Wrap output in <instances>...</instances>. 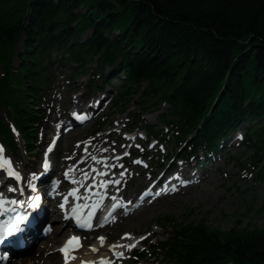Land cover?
<instances>
[{"label":"trees","instance_id":"16d2710c","mask_svg":"<svg viewBox=\"0 0 264 264\" xmlns=\"http://www.w3.org/2000/svg\"><path fill=\"white\" fill-rule=\"evenodd\" d=\"M65 67L74 79L90 75L92 91L115 90L110 110L123 114L134 101L128 131L142 128L171 156L218 154L247 124L243 143L253 163L264 160V0H0L2 144L16 148L14 127L32 148ZM150 111H160L157 124L144 118ZM161 224L173 232L152 248L167 264H264V228Z\"/></svg>","mask_w":264,"mask_h":264},{"label":"rangeland","instance_id":"374dc122","mask_svg":"<svg viewBox=\"0 0 264 264\" xmlns=\"http://www.w3.org/2000/svg\"><path fill=\"white\" fill-rule=\"evenodd\" d=\"M79 11L81 12L82 9ZM90 65L95 71L96 63L92 62ZM109 73H111L110 68L105 70L104 75ZM96 78L103 81L104 76L96 71ZM90 79L91 76L88 74L74 79L70 67L61 68L54 78L47 101L49 109L43 118L44 123L36 128V141L32 148L27 149L28 145L14 127L11 129L17 142L16 148L0 144V147L4 149V155L14 161L21 170L22 181L33 182L35 179L32 174L39 177V171L42 170L43 162L47 159L50 162L52 170L50 174L55 184L64 186V191L67 192L70 182L65 178V173L69 178L67 171L69 166L72 162L74 163L72 166H75L76 161L82 157L86 149L85 145L94 140L103 143L104 148L108 149L100 157H113V162H109L111 165L118 168L123 162L127 163V170L123 169L119 173V178L124 179L120 188L116 189L120 196L130 199L149 192L142 197V203L133 215L122 214L106 227L80 234V238L82 236L83 239L91 241L84 243L76 253L81 254L86 247L91 246L97 238L103 236L110 243L120 241L124 233L134 235L135 238H145L142 248L151 250L150 245L160 244L171 237V226L165 228L161 224L166 217H172L182 223H205L210 229L224 233L236 228L245 232L264 228V179L262 180L259 176V167L264 166V160L261 164L259 161L253 163V150L243 143V133L247 124L238 127L239 132L229 138L221 152L211 160L208 166L196 168L194 163L191 164L187 173L193 171L194 176H188L187 180H183L186 184L182 186V190L160 193L158 196L152 195L151 187L155 186L164 174L175 171V169L172 170L173 161L168 154L162 156L160 150L165 151L163 145L155 140H147L141 129L131 134L125 132L126 128L133 124L135 115L140 112V108L134 101L130 102L127 111L123 114H120L118 110H110L108 107L117 92L111 88L103 92L92 91L89 89ZM164 109H167V106H164ZM85 112L89 117L88 122L78 124L74 120L75 117ZM158 114V112L150 111L144 118L151 123H157ZM3 115L7 122V116L5 113ZM99 123H104V127L96 132ZM81 142L84 143L80 147ZM139 152L144 153L145 159L131 158ZM198 156L204 158L206 154L199 151ZM175 165L178 166V173H181L182 179H185L184 169L187 170V164L178 160ZM116 175L118 174H113V176ZM6 177L4 172H0V182L6 181L2 190L10 186L15 187L17 184L16 179L8 180ZM110 179L111 176L108 180ZM27 185L25 192L29 194L32 190L30 185ZM61 200L62 196H58L53 201L54 206L48 205L46 208L51 213L50 222L48 220L46 227L42 229L46 234L40 242L28 253L16 259L39 254L49 239L50 228L53 229L52 221L58 219L54 225L55 231L60 229L64 231L42 255L41 260L44 264H60L59 261L61 262L63 257L58 248L72 230L69 226L73 225L70 220H64V214L59 215L55 212ZM41 227H43L42 224L39 230ZM53 253H56V258H52ZM128 257L118 259L116 264H166L162 260L163 256L160 255L157 259L148 257L138 262L132 253H129Z\"/></svg>","mask_w":264,"mask_h":264},{"label":"bare ground","instance_id":"6f19581e","mask_svg":"<svg viewBox=\"0 0 264 264\" xmlns=\"http://www.w3.org/2000/svg\"><path fill=\"white\" fill-rule=\"evenodd\" d=\"M22 44H23V42L21 43V45ZM113 69L115 70L117 68H113ZM155 112L159 113L157 115V117H159L160 111H155ZM82 117H83V115L79 114V115H77L75 120L81 121ZM87 122L88 121H85L82 124H86ZM157 123H158V120H157ZM157 123H155V124H157ZM137 129H141L142 131H144V134L147 137L146 138L147 140H149V139L155 140L157 143L163 145L158 139L151 137V136H148L146 131L143 130L142 128H136L134 131H129V132L133 133ZM237 132H239V131H237ZM83 143L84 142H81V144H79V146L80 147L83 146ZM85 147H86V149H85L82 157L76 161L75 166H73V167H71V169L67 170L69 173V179H67V180L70 182V187L67 191V194H65L62 197L61 203L59 204V207L57 208L56 214L68 215L69 213H71V214L77 213V214L83 215L86 210L89 209L91 211H94L97 208H99L98 211H100V209L103 208L102 205L108 199L107 194H110L111 198H112L111 208L113 209L116 207V205H113V203H114L113 197H115V199H117L116 196H118V194H117L116 189L120 188L124 179L119 178V175L113 176L114 172L116 171V166L111 165V163H109V162H113V160H114L113 157H111V156L100 157L102 154H104L108 151L107 148H104L103 143L95 142L94 140H91V142L86 144ZM163 147L165 148V151H162V153L164 155L165 154L169 155V153L166 150V147L164 145H163ZM92 157H95L97 161H101V162L96 163V161H94L92 159ZM168 157L171 158V160L173 161L172 166L174 168L172 170L177 169L178 166L175 165L176 162H178V160H180V161H182V160L178 159L177 156L169 155ZM4 159H7L11 162L12 169L15 172L19 173V179L15 178V177L8 176V169L7 168H0V172H4V174L7 175L6 178L8 180H9V178L16 179L17 184H18V182L21 181V179L23 177L21 170L18 169V167L15 165L16 163L14 161H11V159L7 158L5 155H4ZM49 163L50 162L48 161V164ZM43 170H44V168L42 167V170L39 172H42ZM99 173H105L106 175H100ZM109 176H111V179L107 180ZM162 178H163V176L158 180V183L160 180H162ZM116 181H119V183L117 184ZM101 182H106L107 186L106 187H100ZM170 183H171V181L168 183L165 182L163 184L169 185ZM5 184H6V181L0 182V207L5 203L9 204L12 201H16V203L17 202L25 203V201H26L25 199H29L31 197L27 198V196L24 197L20 194H15V193L22 192V191L25 192L26 189L28 188L27 184H29L30 188L32 190L31 192H32L33 198H35L36 195H39V198H40L38 201L35 200L34 202L39 203V209H45V207H44L45 197H44L39 185H37L36 179H35V182L34 181L31 182V180L25 181V182L21 181V184H18L19 186H16V184H15V187L10 186V187L6 188L5 190H2L5 187ZM164 185H163V187H164ZM10 189H13V190L10 191ZM180 190H182V187H179V191ZM73 192H75V195L70 194ZM148 193H146L145 195H148ZM56 198H58V196H55L54 200ZM62 204L64 205L63 208L61 207ZM36 205H37L36 207H38V204H36ZM126 205L129 207L132 206L133 200L132 199L126 200ZM31 208L35 209L33 207H31ZM135 211L131 210V211H128L127 213H124L123 215H128V216L133 215V213ZM110 212L111 211H109V208H107V210H105V212L97 214L98 215V221H96V224H95L96 226H94V229H98L99 228L98 226H100V228H103V227H106L107 225L110 224V223L104 222L105 218L107 217V215ZM49 215H51V213L48 212V210H46V215H44L43 219H47V216H49ZM51 221H52V218H51ZM55 223H56V219L52 223L53 229L50 228V232L48 233L49 239L45 243V245H43V249L41 252H39V254L35 253L32 255H27V256L19 258V259H14V260H9L7 262H3L2 264H44L41 260L42 255L51 247V244L55 240L58 239V237H59L58 235H60L64 231L63 229L55 231V227H54ZM168 227H170L172 232H173L172 225H167L165 228H168ZM76 235H78V234H76V232L74 230H71L68 233L69 237L70 236H76ZM126 236L129 238H125ZM103 238H104V236H103ZM142 240H144V239L143 238H139L138 240L134 239L133 235H130L129 233H124L122 239L120 241H117L114 243H110V242H108V240L106 241L104 238L103 244H102L101 240L99 238H97L95 243L92 244L91 246L86 247L85 250L81 254L76 253L74 251L69 252V264H80L82 262L86 263V264H97L99 262V260L102 258H107L108 264H116V261L118 259H121L126 255L127 250H131L132 248L136 247L137 245H139V243H141ZM90 241L91 240L83 239L81 236V242L82 243H86V242H90ZM93 249H95L96 251H93ZM58 250L60 253V248H58ZM56 257H57L56 253L55 254L53 253L52 258H56ZM62 257L63 258H62L61 262L59 261V263L65 264V255H63Z\"/></svg>","mask_w":264,"mask_h":264},{"label":"snow or ice","instance_id":"6c2138e0","mask_svg":"<svg viewBox=\"0 0 264 264\" xmlns=\"http://www.w3.org/2000/svg\"><path fill=\"white\" fill-rule=\"evenodd\" d=\"M92 159L94 161H96V163H100L101 161H97L95 157H92ZM137 163H140L139 161H137ZM49 167L48 161L47 159H45V161L43 162V168L45 170H47ZM0 168H7L8 169V176L10 177H15L17 179H19V173L15 172L12 169V165L11 162L7 159H4V149L2 147H0ZM95 171V170H94ZM100 175H106L105 173H99ZM65 175L67 176V173H65ZM33 179H39V177L36 174H32ZM116 183L118 184L119 181H116ZM106 182H101L100 187H106ZM13 189H10V191ZM34 190V189H33ZM71 195H75V192L70 193ZM40 198L37 196L35 198V200H39ZM113 199H115V197H113ZM12 203H16V201H12ZM37 205L34 202L33 204L30 205V207L35 208ZM61 207L63 208L64 205L62 204ZM24 218L20 217L18 222H23ZM15 231L17 232H22L23 230L20 229L19 227H17L15 229ZM13 235V230L12 229H5L2 232H0V243L5 242L6 238L8 236H12ZM125 238H129V237H125ZM101 240V243L103 244V237L99 238ZM79 246V240L76 237H73L71 240L68 241V243L65 245V247L61 250L64 255H65V264H69V252L70 251H75L78 249ZM115 247V246H114ZM93 251H96L95 249H93ZM101 264H107V262L105 261H101Z\"/></svg>","mask_w":264,"mask_h":264},{"label":"water","instance_id":"95a60500","mask_svg":"<svg viewBox=\"0 0 264 264\" xmlns=\"http://www.w3.org/2000/svg\"><path fill=\"white\" fill-rule=\"evenodd\" d=\"M101 261H105V262H107V264H108V260H107V258H103ZM101 261H100L99 264H101Z\"/></svg>","mask_w":264,"mask_h":264}]
</instances>
